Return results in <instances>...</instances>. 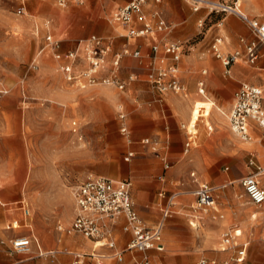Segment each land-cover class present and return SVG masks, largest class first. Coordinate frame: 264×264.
<instances>
[{
    "label": "rangeland",
    "instance_id": "374dc122",
    "mask_svg": "<svg viewBox=\"0 0 264 264\" xmlns=\"http://www.w3.org/2000/svg\"><path fill=\"white\" fill-rule=\"evenodd\" d=\"M22 2L23 0H0V83L11 81L10 79L15 75L23 76L28 71L39 72L41 70V66L38 68V61L35 62L34 60L37 58V53H39L40 48L42 49L46 32L36 33V39L41 41L39 48L33 49L29 44L27 46V40L25 42V38H27L26 29L21 28L24 26V22L28 24V21L33 19L34 13L32 5L34 4V0L26 1L27 12L25 15L19 16L17 12L23 6ZM256 3L259 4L258 2ZM241 4L242 11L248 16H251L245 9L246 6L243 0H241ZM34 8L37 11V3L34 5ZM226 16L228 15H209L207 12V18H205L202 26L203 31L206 32L212 25H218L223 17ZM42 23L44 25L47 21H43ZM202 36L203 33L196 36L190 42L196 43ZM220 37L229 44L226 37ZM179 43L188 45L189 42ZM159 48L165 54L164 47L159 46ZM130 53H132V50H130ZM187 53L186 48L184 55ZM148 54H150L151 58L154 56L152 47L144 50L142 52L143 56L140 59L133 58L131 55H127L126 58L135 61L137 67L144 68L146 74L149 76L152 71L151 64H149V60L144 59L148 58ZM157 64L160 65H156L157 67L162 68V66H165V63ZM122 66L121 77L127 84L123 91L115 87L103 85L81 89L75 84L70 86L71 84L67 81L66 84L73 91L71 92L73 96L69 98L67 95H63L61 100H57L54 97H44L42 95H28L21 89L22 87L12 93L6 91L8 90L7 87H2L0 90V174L1 171L4 172L1 168V160L4 158L8 159L13 153L19 155L21 152V140H23L26 148L27 144L29 145L28 151L34 155L33 160L35 163V170H31L23 161H21V164L19 163L20 160L14 161L15 164L11 169V176L15 182V188L11 193L0 177V186L2 188L0 200L6 203L5 207H0V264H38L42 259H54L55 256L69 254L70 252L74 253L72 255L74 258H77L74 259V263L77 260V262H81L80 264H91L92 262L95 264H126L123 261V263L117 261L115 257L116 252L123 251L131 240L129 234L127 241L123 242L121 240V233H125L123 230V222L118 223L113 230L106 228V232L103 233L104 238L111 236L115 241L116 250L101 247L97 242H91V240L86 239L82 235L78 236L86 240L91 246V249L87 252L74 251L62 246L58 250V253L41 256L35 244V249L31 248L30 254L26 256L17 254L12 248L11 240L18 236V233L28 235L25 229L26 227L24 228L20 225L16 226V228H19L17 231L6 230L7 224H11V222H15L22 217V210L18 208L19 205L16 202L24 199L23 202L31 210L33 222L29 224L27 222L29 229L32 227L35 230L42 228L47 234L50 232L58 238L60 237L58 226L66 227L67 225L62 220L63 215L71 217V221L69 222L71 223L76 214L77 208L73 193L77 186L81 181L96 176H104L116 180H128L132 184V190L137 185L138 191L148 190L150 201L162 202L160 206L162 215H160L158 221L152 224L147 223L149 226H153L158 222H163L164 224L162 232V241L165 247L164 252H149L155 264H161V262L164 264H198V261L202 257L215 260L218 264H234L232 261L234 249H229L226 252L220 251L223 234L220 237L219 246L216 250L204 249L199 251L194 248V245H200L206 232L205 221H213L209 216L201 214L196 209V201L193 195L196 189L195 180L206 181L215 185L225 184L224 182L216 181L215 178L221 171L225 172V169L229 165L224 162L219 163L203 175L195 169L173 173L174 168H171L178 163L182 165L192 152L202 147L206 137L205 132L206 130L208 131L207 127H212L213 125L212 116L217 115L220 118L227 119L234 101L228 107L225 101V93L220 94V91L210 90L208 88L205 96H203L199 94L197 89L198 95L195 97V100H192V103L190 102V109L191 107L192 109L189 119L187 122L181 123L175 130L178 136L175 137L172 131H169L171 134L170 150L164 149L160 143L161 154L167 157L170 168L166 169V164L153 153L152 145H144L148 147L144 150L151 157L149 159H152V162L145 163L138 160V155L134 147L142 146L135 140V134L143 131L142 138L150 137L152 141L159 142L166 140V133H163V129L166 125L170 124V121L164 118V122L153 124L155 130L153 133H155V136L151 137L146 135L152 132L149 131V124H143L137 121L134 118V113L136 112L133 108L129 105L124 106V103H122L124 101L123 97L129 99V92L132 90L133 93V89L129 83L137 80V76L134 74L135 72L128 73L126 72L127 68L124 63ZM248 66L251 65L248 64ZM57 69H59L58 66ZM130 76L134 79L130 80ZM147 78L150 82L151 79L149 77ZM21 81V79L18 80V83ZM187 93L186 91L183 94L176 95L181 98H186L188 96ZM146 99L148 103L151 102L149 98ZM211 101L215 106L211 107L210 118L203 121L199 116H202V113L200 114L198 109L194 110L193 104L197 103L198 108L200 106H209ZM218 109L223 110L226 113V117L219 113ZM121 114H125V123L132 129L130 137H125L121 134ZM73 123L77 125L74 126ZM194 125L198 129L197 142L195 147L191 148L189 152H186L188 137L187 130L184 127L190 129ZM1 129L13 130L14 134L10 136L3 133ZM68 129L71 131L77 130V133L69 135L67 133ZM175 140L177 142H174ZM241 142L244 144H254L255 151L251 150L245 158V167L250 172L249 174L259 173V170L255 166L250 165V161L253 156L254 160H256L257 149L260 151L264 150V145L261 143L260 137L254 136L252 141ZM178 147V152L182 155L178 159H173L172 152ZM130 151L135 152V157L130 162H126L124 157ZM182 156H184V159L181 158ZM262 166L264 167V163H262ZM147 167L152 168L153 171L147 172L144 170ZM25 172H28L33 180H30V182L24 180ZM192 172H196L195 178L191 177ZM262 174L264 175V169ZM258 178L264 179L262 176ZM9 179L7 177V180ZM23 182V185L26 184V187H23ZM16 184L18 185L16 186ZM236 185L237 193H241V189L243 190L241 188L242 186L239 185V182ZM30 186L32 188L30 189V193H28L27 188ZM34 187H39L40 193ZM237 200L243 207L251 205L248 198ZM134 202L136 201L134 200ZM168 202H174L175 204L169 208L170 214L168 218L164 219V210H166ZM179 202H192L189 206L190 211H176L174 207ZM219 202V205L221 202H227L229 206L233 205L228 198L225 201L221 199ZM259 210V208L252 206L251 214H256ZM181 215L186 216L185 218L188 220L177 221V216ZM193 217H201V224H198V221L193 219ZM190 222H194L199 228L196 229ZM255 222L260 224L259 214H256ZM110 225L112 226V222H110ZM246 233L247 231L245 230L243 237L238 242L250 241ZM94 246L99 247L96 249V252L95 249L93 250ZM129 254L127 253L125 255L127 259H130ZM263 257L260 254H248L243 264H260V260ZM249 261L251 263H248Z\"/></svg>",
    "mask_w": 264,
    "mask_h": 264
},
{
    "label": "crops",
    "instance_id": "0c3cea01",
    "mask_svg": "<svg viewBox=\"0 0 264 264\" xmlns=\"http://www.w3.org/2000/svg\"><path fill=\"white\" fill-rule=\"evenodd\" d=\"M26 1L27 0H23L22 4L27 9ZM130 1L131 0H84L81 5L70 1L66 8H62L58 5L57 0H34V4L32 5L34 13V16L32 17L33 19L29 20L28 24L27 22H24V26L21 28L26 29L25 32L27 34V38H25V42L27 40V46L29 44V46L33 49H37L39 48L41 41L36 39V35L38 32H46L45 37L48 34L53 35L56 40H60L62 42L63 51H67L75 46V43L78 40L97 35L113 40L114 52H119L122 49L127 48L132 50V52H140L141 58L143 56L142 52L144 50H148L150 47L153 49L154 46L164 47L167 43L189 42L188 45H186L188 53L183 55V59H181L179 63L178 75V79L184 87L185 92H188V96L186 98L178 97L174 92L161 93L156 90L151 82H149L147 78L149 76L146 74L145 69L137 67L135 64L136 62L129 58L125 57L121 61L120 66L119 77L122 81L121 69L123 67V63L127 68L126 72H135L134 74L137 76V80L129 83L133 89V93L132 90L129 92V99L123 97L124 101L122 103H124V106L129 105L133 108L136 112L134 113V118L137 121L143 124H149V131L152 132L146 135L151 137L155 136V133H153V131H155L153 124L164 122V118L170 121V124L166 125L163 129V133H166V140L160 141L163 148L168 151L171 146V134L169 131L171 130L172 134L177 137L178 134H176L175 130L181 123L187 122L189 119L192 109V107L190 109V102L192 103V100H195V97L198 95L197 89L199 94H201L200 83H204L205 92L204 94H201L203 96H205L208 88L210 90L220 91V94L225 93V101L228 107L232 105L235 94L243 84L259 86L264 90V58L260 59L253 67L248 66V63L245 61H238L232 65L231 73L227 74L222 61L217 58L216 53L213 50V45L217 40H221V44L218 49L223 55H228L236 50L242 49L243 44H241V39L246 41L253 40L249 27L240 18L234 15H228L223 17L218 25L216 24L218 28L216 25H212L206 32H204L201 24L205 22V18H207L206 10L203 9L199 12H194L192 7L185 0H163L160 4H147L144 8V12L148 21L153 25H156L158 22L157 14L160 15L168 24L169 30L167 32L154 33L143 38L134 39L128 38L127 28L123 26L119 27V25L112 22L113 15ZM243 2L246 6L245 9L248 14H250L252 18H256L260 22L264 23V0H243ZM36 3L37 11L34 8ZM43 21H47V23L43 25ZM134 27L141 29L143 28V24L136 22ZM201 33H203V36L199 39V41L196 43L190 42L196 36L201 35ZM220 36L226 37L229 44H227ZM45 37L42 49L40 48L39 53H37V58L34 60L35 62L38 61V68L41 66V70L39 72L28 71L23 76L15 75L12 79H10L11 81L0 83V90L2 87H7L8 90L6 91L12 93L22 87L21 89H23L28 95L54 97L57 100H61L63 95H67L69 98H72L73 94L71 92L73 91L66 84L67 82L64 76L60 73L59 69H57V66L59 67V63L54 59L52 52L45 47ZM147 56L149 59H144L149 60V64H152L150 54ZM157 57L158 59L156 61V65H158L157 63L162 64V61L165 63V66L161 65L162 68H168L172 65L171 59L167 57L161 49ZM111 60L112 58H110V61ZM107 73L108 70H105L104 75H107ZM130 78H132V76H130ZM20 79L22 81L18 83V80ZM70 86L73 85L71 84ZM146 98H149L151 102L148 103ZM210 103H212V101ZM194 104V110L198 109L200 114L205 113L209 116L211 114V107H214L200 106L197 108V103L195 105ZM208 118L210 117L201 119L206 121ZM212 123V127H207L208 131L206 130L205 132L206 137L202 147L199 150L192 152L187 159L188 161L186 160L182 165L178 163L174 167H171L174 168L173 173L195 169L198 173L203 175L206 171L210 170L213 166L219 163L224 162L229 165V167L225 169V172L221 171V173L215 178L216 181L221 183L224 182L225 184L215 185L210 182L198 180L199 183L208 184L216 190V210L212 211L211 215H209V218L213 221H205L206 232L204 233L200 245H196L197 247L194 245V248L199 251L204 249L216 250L218 249L222 234L233 230L237 234L238 242V240L243 237L244 231L246 230V235L250 241L238 242L240 245L248 243L245 259L248 254H260L264 256V204L261 207H258L251 204L249 201L252 206L260 209L256 213L260 215L259 224L255 222L256 214H251L252 206L248 205L243 207L237 200L247 199V196L243 191L244 189H241L242 187L240 188L241 193H237L236 183L239 182V185H241V180L243 178L254 175L253 173L249 174L250 172H248L245 167V158L251 150L255 151L254 144H244L241 142L242 140L239 139L231 130L228 117L225 119L223 117L220 118L217 115H213ZM73 125L76 126L77 124L73 123ZM129 129L132 134L131 127ZM1 131L10 136L14 134L13 130L1 129ZM207 132H209L208 134L210 135H208ZM249 132L252 139L254 136H259L261 143L264 145V130H262L256 122H249ZM67 133L72 135L77 133V130L71 131L68 129ZM142 137L143 131H141V133L138 132L134 136L137 143L142 146L134 147L138 155V160L145 163L152 162V159H149L151 157H149L147 151L144 150L148 147L143 144V141L145 139H150V137ZM252 139L250 141H252ZM176 140L174 142H177ZM20 142L21 152L19 151V155L13 153V155L8 157V159L3 157L4 159L1 160V168L4 172L1 171L0 177L10 193L15 188V182L11 176V169L15 164V160H20V164L22 163L21 161H23L25 165H28L29 169L35 170V163L33 160L34 155L28 151L29 145L27 144L26 148L23 140ZM178 150L179 147L176 148V150H173V159H178L180 158V155H182L178 152ZM130 152L135 154L134 151ZM256 154V160H254V156L251 159L254 162L253 166H255L258 170H263L264 167L262 166V163H264V150L260 151L257 149ZM181 158L184 159V156ZM144 170L147 172L153 171L152 168L148 167ZM6 173L7 175H5ZM192 173L196 174V172ZM7 177L10 179L7 180ZM31 177L32 176L29 175L28 172H25L24 180L30 182V180H33ZM262 177H264V175H262ZM260 180L262 186L264 187V179L260 178ZM23 184L24 182L22 185ZM17 185L18 184H16V186ZM24 186L26 187V184L23 185V187ZM31 188V186L27 188L28 193H30ZM35 189H38V193H40L39 187H36ZM137 189L136 185L134 190H132L133 201H136L134 202L136 211L146 223L152 224L157 222L160 215H162V210L160 209L162 202L150 201V194L148 190L144 189L142 191H138ZM22 194L24 195L23 192ZM193 195L196 201V196L194 193ZM227 198L231 200L230 203L233 204L232 206H229L227 202H221L219 205V201L221 199L225 201ZM23 201L24 199H21L16 202L17 205H19L18 208L22 210V217L15 222H11V224H7L6 230H19V228L10 227L12 224L18 223L21 227H26L25 229L27 230L28 235H21V233H18V236L11 240V244L17 238L28 237L31 239L32 248L35 249L36 244L39 255H41L40 253H42V251L45 252V254L41 256H45L50 252L58 253V250L62 248V246L74 251L87 252L91 249L89 243L86 240L81 239L78 236L79 234L66 235L60 233V237L57 238L56 235L48 232L47 229L45 230L52 236L43 231L42 228H38V230H35V228L29 229L27 227V222L28 224L33 222L32 214L29 207L25 205L30 210L29 218L25 216L23 208L21 207V204H25ZM190 204H192V202H179L175 205L174 209L180 212H189ZM5 205L6 203L0 200V207H5ZM76 214L73 221L75 220ZM177 217V221H186L187 219L184 215ZM193 219H196L198 224H201V217H193ZM62 220L65 224H67L66 227L73 223V221L69 223L71 221V217L67 215H63ZM120 222H123L124 224L125 220L121 218L119 223ZM190 224L192 225L194 222H190ZM195 228L197 229L199 226ZM129 235L128 233L125 234L122 232L121 240L123 242L127 241L129 239ZM97 248L99 247L94 246L93 250L95 249L96 252ZM73 254L74 253L70 252L69 254L55 256L54 259H42L38 264H80L81 262H77V260L74 263V259L76 257L74 258L72 256ZM235 254L236 253L234 252V256ZM129 255L130 259H127V256H125L123 261L126 264H134L136 260L142 257L141 253H131ZM202 258H200V260ZM161 263L164 264L163 262ZM248 263H251V261ZM91 264L95 263L92 262ZM260 264H264V257L260 260Z\"/></svg>",
    "mask_w": 264,
    "mask_h": 264
},
{
    "label": "built area",
    "instance_id": "2783aa9c",
    "mask_svg": "<svg viewBox=\"0 0 264 264\" xmlns=\"http://www.w3.org/2000/svg\"><path fill=\"white\" fill-rule=\"evenodd\" d=\"M83 4L84 0H57L60 7L66 8L69 2ZM163 0H131L125 6L120 8L112 17V22L127 28L128 38H143L148 35L160 32H167L169 26L160 15L157 14L158 22L151 24L144 12V8L149 3L160 4ZM194 12L206 10L209 15L224 14L234 15L240 18L250 29L253 36L252 41L241 40L244 48L235 52L223 55L218 47L221 40H217L213 45V50L218 59H220L226 68V73H231V67L238 61H245L251 66L264 58V23L256 18L245 14L241 9V0H185ZM27 12L25 6L18 10V15L23 16ZM138 22L143 24V28L137 29L134 24ZM203 26V23L201 24ZM46 48H48L54 59L59 63V71L65 80L70 84H75L81 89L94 87L98 85L115 87L121 91L125 90L126 82L119 77L121 61L131 55L133 58L140 59V52H132L127 48L119 52H114L113 40L93 35L86 39L78 40L71 49L63 51V44L56 40L53 35L48 34L45 37ZM187 46L182 43H167L164 45L165 55L171 59L172 65L168 68H159L156 66L159 46H154L152 51L151 73L149 79L156 90L161 93L174 92L183 94L184 87L181 85L179 75V63L185 54ZM110 58L112 60L110 61ZM164 63V61H162ZM110 65V66H109ZM37 67V66H36ZM108 70L107 75H104ZM133 80V78H130ZM204 83H200V93L204 94ZM122 120L121 134L130 137L131 132L125 123V114L120 115ZM228 121L233 133L242 141L248 142L252 138L249 132V122L254 121L264 130V90L259 86L243 84L235 94L234 103ZM187 130L186 152L197 142L198 129L192 126ZM144 145H152L153 153L157 155L165 164L166 169L170 168L167 157L161 154L160 142L145 139ZM135 157L133 152L126 153L124 159L130 162ZM250 165H254L253 160ZM263 170L259 169V172ZM196 177L195 173L191 174ZM197 189L194 192L196 196V209L203 215L209 216L216 210V190L205 183H199L195 180ZM241 186L245 195L251 204L261 207L264 204V187L256 174L247 176L241 180ZM1 192V186H0ZM77 214L73 223L68 227L58 226V231L62 234H79L93 242L102 241L101 247H108L116 250V243L111 236L104 238L103 233L106 228L113 230L120 219L125 220L123 230L132 236L127 247L116 252L117 261H124L127 253H141L142 257L134 264H155L149 255V252H164L165 247L162 241L163 222H158L149 226L138 214L135 209L132 198V184L128 180H116L104 176L89 177L80 182L73 193ZM174 202H168L164 210V219L170 214L169 208L174 206ZM24 214L29 217V209L25 204H21ZM107 221V222H106ZM112 222V226L110 225ZM18 223L10 227L16 228ZM237 234L230 230L223 234L221 240V250L226 252L234 249L236 253L232 261L234 264H242L245 260L248 243L239 244ZM13 250L20 255H29L32 248L31 239L28 237L17 238L12 242ZM54 254V253H52ZM162 264V263H161ZM198 264H218L215 260L202 258Z\"/></svg>",
    "mask_w": 264,
    "mask_h": 264
},
{
    "label": "bare ground",
    "instance_id": "6f19581e",
    "mask_svg": "<svg viewBox=\"0 0 264 264\" xmlns=\"http://www.w3.org/2000/svg\"><path fill=\"white\" fill-rule=\"evenodd\" d=\"M210 107L211 106H215L213 103H211L210 105H209ZM218 112L219 113H221L223 116H225L226 117V113L223 111V110H221V109H218ZM201 118H206V117H209V115H207V114H205V113H202V116H200ZM258 177H261L263 174H262V172H259L258 174H256ZM29 213H30V210H29ZM30 215V214H29ZM29 218V217H28ZM107 222V221H106ZM192 226H194V227H198L197 226V224H192ZM32 227V226H31ZM33 228V227H32ZM31 228V229H32ZM98 244H100V245H102L103 243H102V241H99V242H97ZM221 248H222V246H221ZM50 253H53V252H50ZM50 253H48V254H50ZM41 255H44L45 254V252L44 251H42V253H40ZM27 256V255H26Z\"/></svg>",
    "mask_w": 264,
    "mask_h": 264
}]
</instances>
